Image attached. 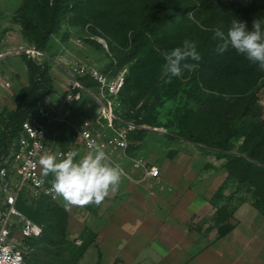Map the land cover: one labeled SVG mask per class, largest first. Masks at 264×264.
Instances as JSON below:
<instances>
[{
	"label": "rangeland",
	"instance_id": "obj_1",
	"mask_svg": "<svg viewBox=\"0 0 264 264\" xmlns=\"http://www.w3.org/2000/svg\"><path fill=\"white\" fill-rule=\"evenodd\" d=\"M227 1L253 3L264 19V0ZM158 9L159 0H59L57 4L0 0V52L5 54L0 60V151L4 130L14 120L21 98L34 91L33 70L41 64L61 94L75 77L91 85L94 96L102 94L101 100L112 103L122 121H156L137 124L143 131L131 133L129 147L135 156L160 167V185L134 182L136 188L121 203L128 188L124 177L119 190L99 205L65 206L61 198L25 204L23 210L45 229L30 246L29 256L38 264H264V211L258 208L254 181L251 177L240 181L244 170L230 174L233 156L247 159L250 148L241 135L223 140L233 129L232 119L240 116L243 97L229 95L226 101L207 97L203 90L209 87L204 85L194 93L190 74L164 80L163 56L144 52L123 64L134 45L132 31L146 28ZM45 31L49 37L42 43ZM34 47L44 56L29 54ZM263 78L253 97L258 109L255 122H264ZM222 103L225 108L217 111ZM90 104L85 99L77 105L78 116L73 118H79ZM210 106L212 115L206 114ZM189 124L197 135L209 133L210 140L180 138L181 129ZM260 131L264 135V126ZM76 140L70 126L54 124L49 153ZM178 151L183 154L172 163L171 156ZM120 164L136 180L142 175L129 162ZM48 176L52 178L51 173ZM188 185L190 191L183 192ZM157 188L160 202L143 201ZM157 230L158 236H168L175 246L165 260L156 258L157 253L167 252L154 248Z\"/></svg>",
	"mask_w": 264,
	"mask_h": 264
},
{
	"label": "trees",
	"instance_id": "obj_2",
	"mask_svg": "<svg viewBox=\"0 0 264 264\" xmlns=\"http://www.w3.org/2000/svg\"><path fill=\"white\" fill-rule=\"evenodd\" d=\"M58 1L59 0H54L55 4H57ZM258 9V6L250 2H234L227 0H159V9L157 13L151 17L147 27L132 31L130 37L134 45L131 53L123 64L133 62L135 59L141 57L144 52H147V55L160 58L162 57V51H171L175 47L182 46L185 40L196 43L197 51L200 53L201 59L199 61H186L187 63L195 64L196 67L192 71L184 70L182 75L190 74L189 82H194L195 84V86L192 85L194 93H196L197 90L195 88L202 91V89H204L202 85H204L209 87L207 91L203 90L204 95L207 97L221 99L222 101H226L229 95L243 97L244 103L239 113L240 116L237 119H232L231 122L233 123V125L231 124L233 128L232 131L227 135L228 137H220H222L224 141H228L235 135L245 137L244 143L247 149L250 148V153L247 155L248 157L246 156L247 159H244L242 156H233V160L230 162V168L232 170L234 169V172L230 170V174L233 175L244 170L246 172L244 174L246 175H243L240 181L243 182L250 177L252 178L260 200L258 208L264 211V135L262 131H260V125L264 126V122L260 121L262 122L260 123L253 120L258 112L253 97L259 90L260 79L264 77V71L260 70L256 64H253L244 56L237 54L231 47L225 53L218 54L215 50L217 41L212 39L213 33L210 31L214 26H222V30L226 32L233 19L247 22L248 27L251 28L254 19H263ZM170 24L178 29H171L172 27ZM202 28H207L209 31H203ZM48 37L49 31H45L40 36V41L45 43ZM141 64L140 61L134 67H138ZM36 66L37 69L33 70L34 91L29 92L21 98L20 108L14 115V120H11L10 124L4 130L5 143L2 151H0V165L9 155L13 143L17 141L23 121L34 111L37 103L41 99L46 96H52L56 91L53 83L46 75L47 68L45 65L41 64ZM182 75L172 76L169 73L164 76L163 79H177L179 77L181 78ZM203 78L205 81L201 84L200 82H202ZM81 83L93 90V87L86 82ZM130 87L136 88L137 86L130 85ZM85 99L91 104L88 109L80 112L79 116H91L96 113L98 107L96 101L88 94L82 93L81 98L70 106L72 112L70 118H72V116H78V114H76L78 112H75L76 107L83 103ZM123 99L127 101L128 98L124 96ZM154 107L155 106H153V108ZM211 107L212 106H210V108ZM223 108H225L224 103L218 104L217 111ZM212 110L214 109H209L208 107L206 114L212 115ZM257 119L256 117L255 120ZM141 122L142 121H137V124H142L144 122L151 124L156 123V121H149L147 119ZM178 123L182 122L178 120ZM55 124L69 127V124L66 122H56ZM211 129L212 127H210V130ZM141 131H143V128H137L131 133L135 134ZM196 133L199 132L193 125L189 124L187 129H181L179 137L185 140H194L202 143L210 140V138H208L209 133L200 132V135ZM128 152H132L130 147ZM131 154L135 156V152ZM226 155L232 156L228 152ZM173 156H171V158ZM40 201L55 202L49 198H42L34 202ZM27 202L28 201L22 196L18 200L17 206L27 216L31 217L23 210ZM44 214H46V212H44ZM44 234L45 229L43 230L42 236ZM42 236L36 239H26L25 242L31 246ZM30 252L31 251L26 255L27 264H38L37 261L32 259V256H29Z\"/></svg>",
	"mask_w": 264,
	"mask_h": 264
},
{
	"label": "built area",
	"instance_id": "obj_3",
	"mask_svg": "<svg viewBox=\"0 0 264 264\" xmlns=\"http://www.w3.org/2000/svg\"><path fill=\"white\" fill-rule=\"evenodd\" d=\"M33 56H44L35 47L29 50ZM5 54L0 52V60ZM4 79V78H2ZM64 94L57 90L52 96L41 99L29 117L23 121L20 135L13 143L9 155L0 165V264H27L26 255L30 246L26 239H36L43 234V224L22 212L18 200L23 196L28 202L42 198L59 200L50 193L51 178L43 174L39 156L50 149V130L56 122H66L76 135V142L62 147L57 145L54 154L59 159L68 151L86 154L89 145L100 144L111 159L120 164L129 162L134 171H140L139 179L132 175L125 177L135 182H146L149 178H160V168L142 156L129 153L130 133L141 128L132 122L122 121L114 112L112 103L93 95L92 89L84 86L75 77L70 78ZM123 83V82H122ZM120 83L119 86L122 85ZM7 86L11 85L5 80ZM118 86V87H119ZM112 89V88H111ZM102 92L104 88H101ZM82 93L91 96L98 104L97 111L91 116L71 117L70 106L79 100ZM119 124V125H118ZM79 158V157H78ZM132 170V171H133ZM55 197V198H54Z\"/></svg>",
	"mask_w": 264,
	"mask_h": 264
},
{
	"label": "clouds",
	"instance_id": "obj_4",
	"mask_svg": "<svg viewBox=\"0 0 264 264\" xmlns=\"http://www.w3.org/2000/svg\"><path fill=\"white\" fill-rule=\"evenodd\" d=\"M262 25L264 19L257 18L252 21L251 28L247 22L237 19L232 20L226 32L222 26H214L210 31L212 39L217 41L216 52L223 54L231 47L264 71ZM202 30L209 31L207 28ZM161 55L165 61L162 66L164 74L172 76H180L184 70H194L196 65L186 61L201 59L196 43L189 40L171 51H162ZM38 162L45 176L52 175L49 192L61 198L65 206L99 205L110 193L119 190L122 178L126 176L121 165L111 159L102 145L96 143L90 144L83 155L73 150L58 159L56 155L44 152Z\"/></svg>",
	"mask_w": 264,
	"mask_h": 264
},
{
	"label": "crops",
	"instance_id": "obj_5",
	"mask_svg": "<svg viewBox=\"0 0 264 264\" xmlns=\"http://www.w3.org/2000/svg\"><path fill=\"white\" fill-rule=\"evenodd\" d=\"M182 154H183V152L178 151L177 153L174 154V156L171 158L170 161H172V163H174L175 162L174 160L177 159V158H179ZM160 179H161V177L158 178V179H156V178H149L148 181L145 182V184H147V183H152V184L156 183V184H159L160 185L162 183L160 181ZM125 181H127V183H128L127 184L128 185V188H127V191H126V195L124 196V200L122 199L120 201L121 203H123L124 201H126L128 199V197L130 196L129 193L130 192H133L134 186L136 188V183H134L135 181L130 180L127 177H126V180ZM157 187H158V185H157ZM156 190L155 191H151L150 194H147L145 196V198L143 199V201L146 200V202H147V201H151V200L154 199V204L156 203V201L160 202V199H162L161 191H158V188ZM185 191H190V186L189 185H188V187H187L186 190L185 189L183 190V192H185ZM154 204H152V205H154ZM185 232L186 233L188 232L187 229L185 230ZM182 233H184V232L182 231ZM68 235L71 237L69 230H68ZM158 235H159V230H157V232H156V238L154 239V242H153L155 244V246H156V247L154 246V248L156 250L165 248V249H167V252H164V253H160L159 252L160 253V256H158V253H157L156 258L157 259H160V260H165L166 258H168V254H169L168 253L169 252L168 250H172L173 248H175V246H174V244H172V241L169 239L168 236L161 237V236H158ZM184 238H185V233H184ZM184 238H182V240ZM154 248L152 247L151 249H154Z\"/></svg>",
	"mask_w": 264,
	"mask_h": 264
}]
</instances>
